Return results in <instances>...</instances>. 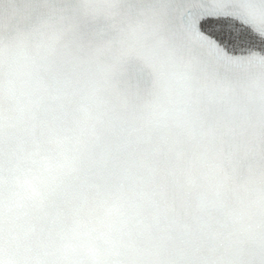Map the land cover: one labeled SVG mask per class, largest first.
<instances>
[{"label":"snow or ice","instance_id":"6c2138e0","mask_svg":"<svg viewBox=\"0 0 264 264\" xmlns=\"http://www.w3.org/2000/svg\"><path fill=\"white\" fill-rule=\"evenodd\" d=\"M0 264H264V0H0Z\"/></svg>","mask_w":264,"mask_h":264}]
</instances>
